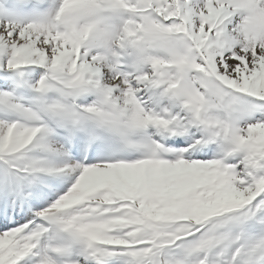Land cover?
<instances>
[{"label":"snow or ice","instance_id":"snow-or-ice-1","mask_svg":"<svg viewBox=\"0 0 264 264\" xmlns=\"http://www.w3.org/2000/svg\"><path fill=\"white\" fill-rule=\"evenodd\" d=\"M0 264H264V0H0Z\"/></svg>","mask_w":264,"mask_h":264}]
</instances>
